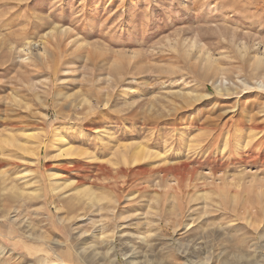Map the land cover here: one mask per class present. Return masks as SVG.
Masks as SVG:
<instances>
[{"label": "rangeland", "instance_id": "374dc122", "mask_svg": "<svg viewBox=\"0 0 264 264\" xmlns=\"http://www.w3.org/2000/svg\"><path fill=\"white\" fill-rule=\"evenodd\" d=\"M261 85L264 0H0V264H60L55 240L126 264L125 241L74 253L123 233L154 256L134 264H184L193 237L198 264L264 260Z\"/></svg>", "mask_w": 264, "mask_h": 264}, {"label": "bare ground", "instance_id": "6f19581e", "mask_svg": "<svg viewBox=\"0 0 264 264\" xmlns=\"http://www.w3.org/2000/svg\"><path fill=\"white\" fill-rule=\"evenodd\" d=\"M64 31V30H63ZM28 44V43H27ZM262 86H264V85H261V87ZM41 134H38V133H31V134H29V136L30 137H32V138H36V137H38V138H40L39 136H40ZM28 136V137H29ZM55 136L56 137H58V133H56L55 134ZM17 137V136H16ZM43 137V136H42ZM54 137V136H53ZM44 139V138H43ZM58 139H61V138H59L58 137ZM14 140V139H13ZM40 140H41V138H40ZM61 141H63V139H61ZM46 141H38L37 143H36V145L34 146V152L35 153H37V154H39L40 153V151L42 150V148L44 147V146H46ZM19 147L21 148V149H23V150H26L27 151V146H24V145H19ZM37 149V150H36ZM60 150H61V148H60ZM65 150V151H64ZM143 150V148L141 147V146H138L137 148H134L129 154L128 153H126V155L125 156H127V155H133V156H138L139 157V155H140V152ZM66 152V154H68V155H72V157H74L73 156V154H75V152L74 151H72L70 148H67V149H63L62 150V152ZM131 158V157H130ZM129 158V159H130ZM136 159H137V157H136ZM128 162V161H127ZM72 168V167H71ZM79 169V166L78 167H74V168H72V170H78ZM2 176H0V179L2 180V182H3V187H2V190L3 191H14V186H9L8 184H9V182H8V180H9V178L4 174V173H0ZM54 174L55 173H52L51 174V183L53 184L52 186V190H54V191H56V192H58V195H59V197L60 198H70V200L71 199H80V197H82L81 195H86L87 196V198H89L90 200H93V199H96V200H102V199H104V197L103 196H101V195H96V193H94V192H92L91 191V189H87V188H85L84 187V185H85V183L83 182V181H81V182H78V183H75V182H66V181H64V183H60V184H58L59 182L58 181H56V182H53L54 180V178H55V176H54ZM65 180V179H64ZM6 193V192H5ZM18 193V192H17ZM30 194H28V196H29ZM77 202H79V201H77ZM90 205V204H89ZM84 206V205H83ZM57 207V210L59 211V212H61V211H63V208H61V207H58V206H56ZM88 209V208H87ZM87 209H85V210H87ZM82 213V212H81ZM80 213V214H81ZM85 213V212H84ZM249 213V212H248ZM80 214H78V217H80ZM251 215V214H250ZM254 215V214H253ZM190 227H188V229H189ZM213 230L212 231H214L215 229L214 228H212ZM212 232L211 230H208V232ZM216 231V230H215ZM220 232V231H219ZM212 234V233H211ZM216 235V234H215ZM263 235H264V233H263ZM38 236V235H37ZM36 236V237H37ZM81 236V235H80ZM126 236V233H123V234H120L119 235V239L118 238H116V240H102L100 243V245H88V246H84L83 244H82V246H80L79 248H75V250H74V253H75V255L77 256V257H81V258H86V256L88 255V256H93L94 258L95 257H98L99 255H100V253L102 252H100L99 250H101L100 249V247L101 248H104V249H106V250H109V251H114V250H116V248H117V243L119 242V241H121V242H123V241H125V242H123V243H125V244H128V246L130 247V248H132V251H130V253L129 252H123L122 254H123V256H125L126 257V264H134V260H137V259H140V257L142 258L143 257V259L145 258L146 259V261L147 260H151V259H153L154 258V256L152 257L151 255H149V254H147V253H144L143 254V251H141V249H139L137 246H134V245H132V242L130 241L129 242V238L128 237H125ZM201 236V235H200ZM42 237H43V235H42ZM157 237V236H156ZM155 237V238H156ZM158 238V237H157ZM202 238V237H201ZM201 238H192L188 243H184L183 244V246H182V249H180L179 251H178V254H180V255H184V257H187V261H185V263L184 264H198V262H197V260H202V259H205V261H206V259L208 260V257L207 256H205L204 254H203V252L205 251L204 250V247H205V245H204V243L206 242L205 240V242L203 241V240H201ZM110 239V238H109ZM160 239V238H159ZM198 240H201V242H199ZM118 241V242H117ZM187 242V241H186ZM154 244V242H152V243H148L147 244V246L148 247H151L152 245ZM139 246V245H138ZM145 246V245H144ZM156 246V245H155ZM64 247V244H63V242H61V241H58V240H55V242H54V244H49V248L53 251V254H54V256H55V259H57V261L60 263V264H62L67 258V255L64 253H62L61 251H59V248H63ZM147 247V248H148ZM153 247V246H152ZM143 248V247H142ZM261 248H263L264 249V241L262 242V247ZM99 249V250H98ZM149 249V248H148ZM61 250V249H60ZM171 250H173V249H171ZM64 251V250H63ZM117 251V250H116ZM104 253V252H103ZM262 255H264V253H261ZM114 255V254H113ZM47 257V256H46ZM115 257H117V256H115ZM263 257V256H262ZM54 258V257H53ZM256 259H258V257H255ZM101 259H102V257H101ZM48 260V259H47ZM109 260V259H108ZM156 260V259H155ZM157 260H158V258H157ZM152 261V260H151ZM209 261V260H208ZM256 261V263L255 264H264V260H262V259H260V260H255ZM42 262V261H41ZM51 262V261H50ZM66 262V261H65ZM137 262H139V261H137ZM150 262V261H149ZM203 262V261H202ZM118 263V259L117 258H115L114 260H113V264H117ZM148 263V262H147ZM141 264V263H140ZM154 264H163V263H159V262H154ZM164 264H166V263H164ZM167 264H170V263H167ZM199 264H201V263H199ZM202 264H206V262L205 263H202Z\"/></svg>", "mask_w": 264, "mask_h": 264}]
</instances>
